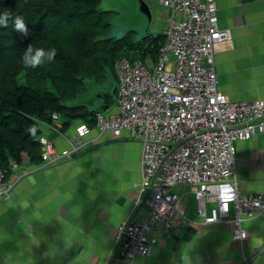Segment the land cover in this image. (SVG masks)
Listing matches in <instances>:
<instances>
[{"label": "crops", "instance_id": "1", "mask_svg": "<svg viewBox=\"0 0 264 264\" xmlns=\"http://www.w3.org/2000/svg\"><path fill=\"white\" fill-rule=\"evenodd\" d=\"M216 2L219 28L232 39L216 47L218 86L234 102L263 100L264 0ZM164 16L167 24L168 10ZM115 111L116 101L104 113ZM81 124L64 118L62 131L74 135ZM40 130L59 151L68 148L56 133ZM84 141L87 146L71 161L41 169L24 155L8 176L16 185L9 199L0 200V264H264V213L244 220L248 239L238 241L229 221L199 222L190 189L177 193L180 215L171 230L158 228L152 254L120 259L115 245L120 224L130 215L151 222L148 208L136 207L141 144L126 132L118 139L94 129ZM235 176L243 193L264 192V134L237 144Z\"/></svg>", "mask_w": 264, "mask_h": 264}, {"label": "built area", "instance_id": "2", "mask_svg": "<svg viewBox=\"0 0 264 264\" xmlns=\"http://www.w3.org/2000/svg\"><path fill=\"white\" fill-rule=\"evenodd\" d=\"M158 4L170 13L162 31L164 44L156 60L130 55L116 61L115 112L95 114L92 125L82 123L71 136L62 131L59 113L52 114L51 122L37 121L40 129L56 133L68 146L59 151L41 135V169L77 158L93 129L118 139L126 132L129 140L141 144L143 180L135 186L140 193L136 207L144 204L151 222H137L130 215L120 224L115 245L124 260L150 256L158 228L174 227L180 215L178 187L191 190L202 225L229 221L238 241L248 239L244 220L264 213V192L243 193L235 176L237 144L264 134V99L234 102L218 86L216 47L232 39L219 28L216 0ZM19 167L13 162L10 171ZM8 173L0 166V200L9 199L15 189Z\"/></svg>", "mask_w": 264, "mask_h": 264}, {"label": "trees", "instance_id": "3", "mask_svg": "<svg viewBox=\"0 0 264 264\" xmlns=\"http://www.w3.org/2000/svg\"><path fill=\"white\" fill-rule=\"evenodd\" d=\"M101 1L0 0V14L22 17L29 30L22 35L12 21L0 27V166L8 176L11 164L21 165L24 155L41 164L37 121L51 122L52 114L59 113L93 124L86 108L67 106L86 91V80L102 84L125 52L143 61L157 59L163 34L149 33L139 40L135 33L109 38L114 14L100 11ZM29 45L46 52L55 48L56 56L39 67H26L21 57ZM21 75L25 83L19 82Z\"/></svg>", "mask_w": 264, "mask_h": 264}, {"label": "water", "instance_id": "4", "mask_svg": "<svg viewBox=\"0 0 264 264\" xmlns=\"http://www.w3.org/2000/svg\"><path fill=\"white\" fill-rule=\"evenodd\" d=\"M103 3H105L106 8L100 7L99 10L101 12H108L112 13L113 18L110 21V24L112 26V31L115 29V22H116V16L117 13H119L120 10L119 8L122 7H116V5L113 4L112 1L114 0H102ZM116 3L122 2L124 11H129V10H136L137 13L142 16L146 22L148 23V28L147 30H143V32H147L150 26V23L152 22L153 15L152 11L150 9L149 4L144 1V0H115ZM128 33H135L136 40L145 38V36H141L136 32L135 28L133 27L132 29L122 32V35L120 37H110L109 38H122L126 36ZM85 87H86V93L78 95L74 100L67 102V106L69 107H84L86 108L90 114H101L104 113L107 109H109L116 101L117 94H118V82L116 81L113 73L111 71L107 72V76L105 81L102 84L97 83L94 80H86L85 82Z\"/></svg>", "mask_w": 264, "mask_h": 264}, {"label": "rangeland", "instance_id": "5", "mask_svg": "<svg viewBox=\"0 0 264 264\" xmlns=\"http://www.w3.org/2000/svg\"><path fill=\"white\" fill-rule=\"evenodd\" d=\"M146 1L149 6L150 9L152 11V15H153V19L152 22L150 23L149 29L146 32H143V30H147L148 28V23L146 22V20L140 16L137 11L135 10H129L126 12L124 11V6L122 4V2L116 3V1H112L114 5H116V7H122L119 8L120 11L119 13H117L116 16V22H115V29H113L114 31H112L111 33H109V36L111 37H120L122 35V32H126L130 29H132L133 27L135 28L136 32L141 36H145L147 33L158 36L159 34L162 33V31L164 30V28L166 27V20H165V16L164 14L167 13V9L161 7L158 4V0H144ZM105 3H103V1H101L100 7H104ZM106 8V6L104 7ZM147 34V35H148ZM126 54V52L123 54V56ZM19 82L20 83H25V78L24 75H21L19 77ZM10 181V180H9ZM189 192V188L188 187H178L175 189V192L178 193L180 196H182L183 192ZM187 200H189L191 197L190 195L187 197H185ZM186 200V201H187ZM185 201V202H186Z\"/></svg>", "mask_w": 264, "mask_h": 264}, {"label": "clouds", "instance_id": "6", "mask_svg": "<svg viewBox=\"0 0 264 264\" xmlns=\"http://www.w3.org/2000/svg\"><path fill=\"white\" fill-rule=\"evenodd\" d=\"M9 21H12L14 29L22 35L27 36L29 34L28 27L24 23L22 17L16 16L13 18L9 11H5L3 14H0V27L7 28ZM55 56V48L46 52L43 48H34L32 45H29L24 51L21 59L26 67L36 68L44 64L46 61L51 62Z\"/></svg>", "mask_w": 264, "mask_h": 264}]
</instances>
